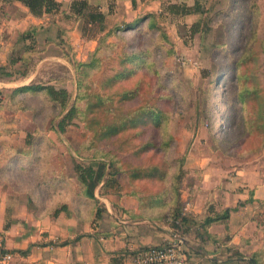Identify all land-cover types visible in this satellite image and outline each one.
<instances>
[{
    "label": "rangeland",
    "instance_id": "1",
    "mask_svg": "<svg viewBox=\"0 0 264 264\" xmlns=\"http://www.w3.org/2000/svg\"><path fill=\"white\" fill-rule=\"evenodd\" d=\"M201 3L204 12L195 16L175 19L161 12L155 19L158 30L150 25L148 18L133 29L124 28L131 22L122 24L121 31L99 43L106 32L100 34L92 50H89L88 40L95 35V30H87L85 20L83 29L79 26L78 31L81 29L89 38L81 42L82 38L76 35L78 32L63 35L61 24L48 18L46 28L41 22L43 24L34 35L35 51L30 63L35 65L24 79L18 72L21 63L9 65V59L18 57L25 46H30L29 40L15 46L18 33L29 23L24 28L25 24L20 23L12 29V25H3L0 64L5 63L13 72V78L0 80L3 96L0 103V197L16 195L30 201L34 199L43 209L51 211L61 204V187L53 188L52 183H61V177L74 180L75 162L89 163L92 154L100 155L113 149L118 154L117 166L121 168L183 158L182 167L187 174L180 195L186 203L189 188L196 184L204 165L225 168L232 173L234 168L259 157L256 150L261 144L262 133L249 129L251 123L248 119L244 121L241 104L234 96L241 87L235 77L243 70L252 73V83L245 85H253L264 93L259 39L264 38V0H202ZM195 21L199 23V31L190 35L188 27ZM161 31L169 42L160 38ZM97 45H100L96 61L99 66L88 72L87 79L96 93H114L129 83H118L108 90L100 84L115 73L121 50L149 49V60L155 63L164 92L172 94L168 106L170 118L160 129L149 130L143 137L128 131L106 145L86 148L92 132L84 123L76 121V125L68 126L62 133L51 129L52 123L59 119L60 108L45 92L12 95L14 87L33 82L64 85L74 97L78 91L74 64L87 61ZM249 54L253 55V61L248 60L242 68H236L234 60ZM77 105L83 107L84 102L78 101ZM164 134L172 135L174 142L163 152H148L140 157L131 154L140 140L148 136L157 139ZM174 165L171 175L176 170L177 165ZM117 179L127 184L125 174H119ZM169 183L170 180L147 182L141 188L153 193L168 187Z\"/></svg>",
    "mask_w": 264,
    "mask_h": 264
},
{
    "label": "crops",
    "instance_id": "2",
    "mask_svg": "<svg viewBox=\"0 0 264 264\" xmlns=\"http://www.w3.org/2000/svg\"><path fill=\"white\" fill-rule=\"evenodd\" d=\"M57 1L61 6L56 14L37 18L19 1L7 4L0 0V32L6 24L12 25V29L20 23L25 24L24 28L26 23L44 22L46 28V19L52 18L61 24L63 35L78 32L76 35L84 42L89 37H85L81 29L78 31V27L83 29L85 20L87 30H95V35L88 40L89 50H92L100 34L133 22L142 13L157 16L164 13L166 3L192 5L194 2L135 0L133 6L131 0H87L90 7L105 16L102 22H88L70 12L68 4L71 0ZM258 154L259 157L234 168L232 173L226 172L225 168L204 165L196 184L189 188L188 201L185 203L181 198L188 220L179 230L170 223V197V202L164 200L168 203L165 208L156 206L152 191L141 188L147 183L128 177L127 184L114 177L108 185L98 187L95 190L98 203L76 199L78 182L69 179L72 186H61V204L66 206L56 215L53 209H43L34 199L2 196L0 237L12 254L8 264H111L113 261L115 264H136L132 259L136 250L173 240H181L188 249L187 264H247L228 261L226 245L235 246L248 257L264 244V146ZM104 182L102 180L101 185ZM239 202L243 204L238 205ZM234 207L236 209L230 212L227 221L213 223L208 228V232L217 237L227 236V244L211 239L201 241L200 236L195 235L202 232L199 221L207 214ZM117 252L126 253L127 257L115 261Z\"/></svg>",
    "mask_w": 264,
    "mask_h": 264
},
{
    "label": "trees",
    "instance_id": "3",
    "mask_svg": "<svg viewBox=\"0 0 264 264\" xmlns=\"http://www.w3.org/2000/svg\"><path fill=\"white\" fill-rule=\"evenodd\" d=\"M7 4H11L14 1L21 2L27 7L29 13L37 18H45L46 16H53L60 10V2L57 0H2ZM133 6L136 5L135 0H131ZM202 0H194L192 5L186 3H167L164 7L165 11L173 16L175 19L181 16L189 14H203L204 7ZM71 13L77 17L86 18L88 22H102L104 20V14L97 9L90 7L87 0H71L68 4ZM151 19V26L158 30L155 22L156 15L145 14L138 17L133 22L125 24L124 28L133 29L137 24L144 19ZM122 26H117L105 33L103 37L99 38V43L121 31ZM41 27V24H28L27 27L18 33L17 42L29 40L30 46H25L23 52L16 58L9 59V65H15L21 63V69H18L20 78H27L33 71L35 63H30L31 56L34 49L35 33L36 30ZM190 35H193L199 31L198 21L193 22L188 27ZM160 38L169 42L167 35L161 31ZM261 43V51L263 53L264 64V38H259ZM99 46L90 54L87 61L74 64L76 72V84L78 91L73 97L72 94L64 85L55 86L50 83H33L20 85L12 89V95L21 94H37L39 92H45L48 99L54 104L59 106L60 114L59 119L52 123V128L57 133H62L70 125H76V121L84 123V126L92 132V138L86 148L97 146V144H108L128 131H134L136 137H143L149 130L160 129L165 122L170 118L169 107L172 102V94L165 93L164 87L160 83V77L155 67V63L150 61V51L146 48H138L134 51L121 50L118 55V67L112 75L107 76L100 82L101 88L108 90L114 87L118 83H129L123 86L120 90H116L114 93H96L91 89V85L88 83V72L98 68L97 53ZM1 48V47H0ZM33 48V49H32ZM172 52V51H170ZM244 56V55H243ZM241 56L240 59H235L236 68H242L245 66L246 61H253L252 54ZM148 72H146V71ZM143 71L138 74V72ZM140 75L136 78V76ZM13 78V72L9 70L6 65L0 64V80H7ZM236 80L240 84V88L235 93V100L241 104L243 111V119L249 120L251 123L249 127L254 131H261L262 139L259 148L256 150L259 152L264 146V94L260 93L255 86H246L247 82H251L252 73L246 70L241 71L236 77ZM243 83V86H242ZM252 83V82H251ZM91 89V90H90ZM3 100L2 90L0 89V103ZM78 101H83L84 106L77 105ZM251 115L252 117H249ZM174 142V138L170 134H164L161 138H153L148 136L146 139L140 140L137 146L132 150V155L140 157L145 153H158L166 150ZM120 147V145H119ZM118 147V148H119ZM118 154L113 150L105 151L100 155L92 154L89 163L82 164L75 162L73 165L75 171V179L78 182L79 191L74 194L78 200H93L98 203V199L95 196V190L99 187L106 186L118 177L119 174H125L129 180L145 181L147 182H166L170 180L168 187L161 191L153 192L154 202L156 206L164 207L168 205V197H170L171 211H170V223L178 230L185 227L188 217L184 212V202L181 200V185L183 178L187 174V170L183 169V158L163 159L159 163L151 162L145 165L130 166L128 168H121L117 166L116 160ZM173 164H176V170L171 175V168ZM109 170L108 176L105 182L101 185L106 170ZM61 186H72L69 179L61 177V183H52L53 188H60ZM154 195V196H153ZM251 201V198L248 199ZM164 202V204H163ZM243 202H239L238 205H242ZM65 204H60L53 209L54 215L65 208ZM234 208H226L220 212L213 211L207 214L201 222L199 221L202 232H197L195 235L200 236V240L204 241L211 239L214 242L225 243L229 238L227 236L217 237L208 232V228L213 223L225 222L229 218L230 212L235 210ZM184 229V228H183ZM186 230H188L186 228ZM203 233V234H202ZM205 234V235H204ZM182 243V242H181ZM183 246V245H182ZM183 250L186 254L188 249L183 246ZM226 250L229 252L228 261L245 262L247 264H264V246L252 252L248 257L241 254L235 246L229 244L226 245ZM115 261H122L127 257L126 253L117 252L115 254ZM111 264H115L113 261ZM192 264V263H189Z\"/></svg>",
    "mask_w": 264,
    "mask_h": 264
},
{
    "label": "built area",
    "instance_id": "4",
    "mask_svg": "<svg viewBox=\"0 0 264 264\" xmlns=\"http://www.w3.org/2000/svg\"><path fill=\"white\" fill-rule=\"evenodd\" d=\"M11 256L0 237V264H8ZM132 259L136 264H187L181 240L143 247L133 253Z\"/></svg>",
    "mask_w": 264,
    "mask_h": 264
},
{
    "label": "water",
    "instance_id": "5",
    "mask_svg": "<svg viewBox=\"0 0 264 264\" xmlns=\"http://www.w3.org/2000/svg\"><path fill=\"white\" fill-rule=\"evenodd\" d=\"M108 173H109V170L107 169L105 174H104V177H103V180H106L107 176H108Z\"/></svg>",
    "mask_w": 264,
    "mask_h": 264
}]
</instances>
